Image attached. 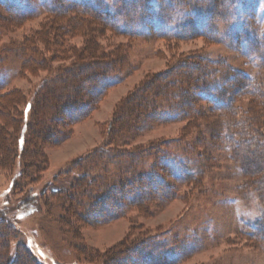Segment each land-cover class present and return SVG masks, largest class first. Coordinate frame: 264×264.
I'll return each mask as SVG.
<instances>
[{"label": "trees", "instance_id": "obj_1", "mask_svg": "<svg viewBox=\"0 0 264 264\" xmlns=\"http://www.w3.org/2000/svg\"><path fill=\"white\" fill-rule=\"evenodd\" d=\"M87 1L52 0L49 6L39 2L47 19L31 37L14 42V52L28 51L31 55L20 62L19 74L32 72L42 65V69L46 68L50 73L36 88L29 105L21 90L6 89L8 83L0 79V148L14 156L16 145H22V154L30 158L28 167L19 170V177L27 168L35 171L44 158L42 149L67 139L72 124L87 116L104 90L127 74L128 54L124 53L128 44L119 43L111 46L112 50L105 51L109 45L99 42L101 30L112 29L130 36H142L146 34L144 31L152 33L162 23L172 25L176 22L175 32L169 26L158 28L157 35L179 38L186 32L199 33L209 40L224 42L253 67L264 69V20L261 16H257L258 20L254 18L259 0H93V5H88ZM17 3L16 0L2 1L11 14L29 17L19 12L29 9L31 5L27 4L30 3L24 2L20 7L16 6ZM78 10L83 12L80 16L75 12ZM163 11L165 15L174 12L179 15L158 16L159 20H155L154 15ZM202 22L206 24L205 31L198 29ZM79 23L84 27L82 30L75 27ZM122 23L123 27L120 26ZM137 23L136 28H129ZM4 28L0 23V33ZM81 34L86 37L85 42L77 47L71 38ZM36 41L41 42V49ZM65 54H71L70 63L50 67L53 60ZM194 61L178 64L171 74L160 80L157 76L146 79L115 107L112 118L105 125L102 144L112 148L106 151L94 148L81 157L79 161H82L73 166L78 174L52 193L60 195L64 190L59 204L64 206L67 218L72 217L73 222H102L125 214L127 208L141 209L151 204L157 207V203L176 197L178 185L190 180L200 154L194 151L196 143L185 142L188 129L196 134L206 132L211 117H203L204 112L197 107L199 101L210 103L212 107L207 105L208 113L212 109L222 113L218 117L216 134L224 137L231 151L229 158L240 163V171L249 177L244 185L249 189L254 187L264 197V123L254 121L248 109L238 112L235 105L229 106L236 96L248 95L258 98L264 111V71L258 77L246 73V79L241 78L236 83L234 78L238 76L228 74L232 67L224 59L210 63L198 56ZM227 75L230 81H226ZM22 104L29 107L26 121L22 118L23 109L19 110ZM176 120L185 121L178 138L122 150L113 148L114 144L129 145L137 133L149 125ZM21 126L24 134L10 139L7 129L17 130ZM253 154L256 160H253ZM259 170L263 172L258 174ZM64 173L65 176L69 174L68 170ZM39 205L41 207V202ZM261 226H264V201L260 216L253 225L254 231ZM1 235L3 233H0V255L3 257L6 245ZM150 239L145 236L132 244L120 243L103 256L118 260L120 264H150V257L155 254L167 255V260L176 262L187 252L181 244L165 252L167 243L157 245V239Z\"/></svg>", "mask_w": 264, "mask_h": 264}, {"label": "rangeland", "instance_id": "obj_2", "mask_svg": "<svg viewBox=\"0 0 264 264\" xmlns=\"http://www.w3.org/2000/svg\"><path fill=\"white\" fill-rule=\"evenodd\" d=\"M2 1L14 0H0V23L5 27L0 33V79L8 83L6 89L21 90L29 105L36 88L50 73L48 69H42V65L32 72L19 74L20 62L31 55L28 51L21 54L14 52V42L19 43L39 28L40 23L47 19V13H44L39 2L49 6L52 0H16L17 7L24 2L33 7L19 12L27 14V18L11 14ZM87 2L88 5L94 4L93 0ZM256 9L254 18L258 20L257 16H261L264 20V0L258 1ZM78 11L75 12L80 16L83 12ZM163 13L164 11L160 15L155 14L154 19L159 20L158 16L179 15L177 12L168 15ZM175 24L176 22L172 25L162 23L158 28L166 29L170 26L173 29L171 31L175 32ZM201 24L199 31H205L206 24ZM120 26L123 27V23ZM137 26L138 23L129 28ZM75 27L80 30L84 28L81 23L75 24ZM158 28L152 33L144 31L146 34L142 36H130L112 29L100 31L99 42L109 45L105 51L119 43L128 44V50L124 53L128 54V72L122 80L104 90L87 116L72 124L67 139L56 146L42 149L44 158L35 171L27 168L22 177L18 176L19 170L30 163V158L21 152L22 145H16L14 156L0 148V233H3L1 236H4L6 245V255H0V264L10 260L13 264H120L118 260L113 261L103 254L118 247L120 243L132 244L134 240L145 236L151 237L150 240L157 239V245L167 243L165 252L180 244L187 251L176 262L167 260V255L160 257L155 254L150 257V264H264V226L256 232L253 229L262 211L264 197L254 187L249 189L244 185L249 177L240 171V163L229 158L231 151L224 137L216 134L218 117L222 113L217 109L208 113L207 109L211 105L205 101H199L197 107L204 112V118L211 116L208 118V129L197 134L188 129L189 134L185 136V142L197 145L194 151L200 153L195 160L198 163L190 180L178 185L176 197L159 205L157 203V207L152 204L141 209L130 207L125 209V214L116 218L88 223L73 222L74 219L70 216L67 218L64 206L59 204L64 190L60 195L52 194L55 193L54 189H60L68 183V179L78 174L73 166L82 161H79L81 157L94 148L105 151L112 148L110 145L102 146L105 125L112 118L115 107L123 103L125 96L146 79L157 76L160 80L178 64L195 63L198 56L210 63L224 59L232 67L228 74L238 76L234 78L236 83L246 79V73L258 77L264 71L253 67L251 62L233 52L224 42L209 40L199 33L186 32V35L179 38L157 35ZM85 38L82 34L75 35L71 42L80 47ZM36 43L41 49V42ZM71 61V54H65L53 60L50 67L65 65ZM230 79L227 75L226 81ZM238 97L229 106L235 105L238 112L248 109L254 121L264 123L261 101L254 96ZM28 105L24 107L22 104L19 107V110L24 111L23 121L28 119ZM184 123V120H176L149 125L138 132L129 145L114 144L113 148L122 150L178 138ZM6 132H9L10 139L24 134L22 126L17 130L9 128ZM202 142H205L203 146ZM21 143L22 138L19 141ZM255 157L253 154V160H256ZM67 170L68 176L63 175ZM262 172L263 170H259L258 174ZM60 180L63 181L62 185ZM84 200H87L86 197Z\"/></svg>", "mask_w": 264, "mask_h": 264}]
</instances>
